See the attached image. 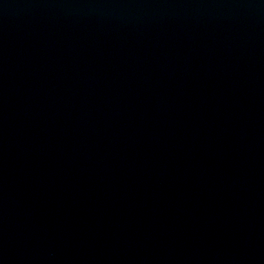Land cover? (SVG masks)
Returning <instances> with one entry per match:
<instances>
[{"label": "water", "instance_id": "obj_1", "mask_svg": "<svg viewBox=\"0 0 264 264\" xmlns=\"http://www.w3.org/2000/svg\"><path fill=\"white\" fill-rule=\"evenodd\" d=\"M0 264H264V0H0Z\"/></svg>", "mask_w": 264, "mask_h": 264}]
</instances>
